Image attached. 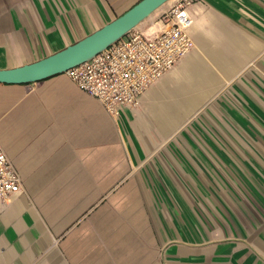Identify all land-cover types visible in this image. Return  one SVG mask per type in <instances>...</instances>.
Returning <instances> with one entry per match:
<instances>
[{
    "label": "crops",
    "instance_id": "0c3cea01",
    "mask_svg": "<svg viewBox=\"0 0 264 264\" xmlns=\"http://www.w3.org/2000/svg\"><path fill=\"white\" fill-rule=\"evenodd\" d=\"M139 1L0 0V70ZM186 7L193 50L119 115L66 72L0 83L23 180L0 208V264H264V0Z\"/></svg>",
    "mask_w": 264,
    "mask_h": 264
},
{
    "label": "built area",
    "instance_id": "2783aa9c",
    "mask_svg": "<svg viewBox=\"0 0 264 264\" xmlns=\"http://www.w3.org/2000/svg\"><path fill=\"white\" fill-rule=\"evenodd\" d=\"M180 0L161 13L154 31L133 29L92 59L72 67L67 75L83 91L99 99L113 115L138 106L148 89L194 48L193 18ZM23 191V180L0 143V208Z\"/></svg>",
    "mask_w": 264,
    "mask_h": 264
},
{
    "label": "water",
    "instance_id": "95a60500",
    "mask_svg": "<svg viewBox=\"0 0 264 264\" xmlns=\"http://www.w3.org/2000/svg\"><path fill=\"white\" fill-rule=\"evenodd\" d=\"M169 0H140L130 9L73 44L33 63L0 70V83H32L66 72L123 38Z\"/></svg>",
    "mask_w": 264,
    "mask_h": 264
},
{
    "label": "rangeland",
    "instance_id": "374dc122",
    "mask_svg": "<svg viewBox=\"0 0 264 264\" xmlns=\"http://www.w3.org/2000/svg\"><path fill=\"white\" fill-rule=\"evenodd\" d=\"M179 1L180 0H169L162 7H160L158 10H156L150 17H148L146 20H144L138 27H136V29H138V30H144L145 31L148 27H150V26H152L154 24V22H152L153 18L155 19V22L156 21H159L160 16H161V13L164 11L163 8L165 6H168L170 3L171 4L173 3V5H176Z\"/></svg>",
    "mask_w": 264,
    "mask_h": 264
}]
</instances>
